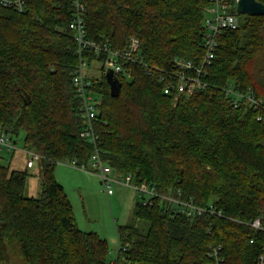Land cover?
<instances>
[{
	"label": "trees",
	"instance_id": "16d2710c",
	"mask_svg": "<svg viewBox=\"0 0 264 264\" xmlns=\"http://www.w3.org/2000/svg\"><path fill=\"white\" fill-rule=\"evenodd\" d=\"M18 13L0 6V128L24 132V147L40 153L38 198L25 197L29 173L0 163V260L3 264H208L220 246L221 264H257L264 248V123L235 107L226 92L252 89L264 100L256 62L264 53V15H238L236 30L218 38L215 58L192 95L178 93L174 60L199 64L208 0H81L88 40L113 50L140 42L143 63L124 64L127 78L110 96L105 56L78 52L69 24L73 0H25ZM264 5V0H256ZM100 64L87 76L101 104L95 132L101 160L113 173L146 180L158 193L183 198L216 214L189 219L158 198L136 201L135 223L117 227L119 245L108 261L106 240L76 224L54 175L61 160L87 164L92 145L72 77L80 61ZM150 73V74H149ZM168 85V94L164 90ZM219 213V215H218ZM261 219V230L249 225ZM146 225V229L137 223Z\"/></svg>",
	"mask_w": 264,
	"mask_h": 264
},
{
	"label": "built area",
	"instance_id": "2783aa9c",
	"mask_svg": "<svg viewBox=\"0 0 264 264\" xmlns=\"http://www.w3.org/2000/svg\"><path fill=\"white\" fill-rule=\"evenodd\" d=\"M208 3V9L202 25L203 56L200 63L196 65L189 61L174 60L175 65L180 69V74L178 75L179 83L177 85L179 94L186 92L188 95H192L195 90L206 87L200 80V76L204 75L205 67L210 65L215 58L219 36L223 32L236 30L239 27V18L237 14L232 12V6L227 0H208ZM235 4L237 5V1ZM0 6L13 9L18 13H24L27 9L25 0H0ZM83 12L84 6L81 0H73V15L69 28L74 33L79 53L85 49H91L96 56L103 54L105 56L103 62L104 71L111 69L116 76L130 77V73L124 69V64H140L147 67L138 55L140 42L135 37L130 38L128 45L122 50H113L107 45L96 44L88 40L85 32ZM86 64L85 61H80L78 69L73 73L72 84L75 94L81 103L79 113L80 118L84 122L80 137L92 145V154L87 164H78L74 160H61L58 163L95 175L106 197L113 195V184L120 183L133 189L136 198L141 199L138 201L143 206L152 205V200L158 198L167 208H171L173 212L182 214L189 219L198 218L204 214H216L211 206L208 208L201 207L192 200L184 199L180 191L158 193L146 180L136 178L131 174L123 175L117 179L113 178V170L101 160V153L98 148L99 136L95 132L94 122L99 113L101 100L96 96L92 89L91 81L85 75L84 66ZM171 88V85H168L164 93L168 94ZM226 92L233 97V105L235 107L245 105L249 109L257 111V120L264 123V100L257 96L252 89L249 88L241 92L234 91L229 87ZM0 151H5L7 154L16 152L25 154L27 157V169L33 168L35 162L43 159V156L38 152L26 148L18 149L14 138L7 135L2 128H0ZM261 222V219H256L247 225L254 230H261L263 229ZM220 249V246L209 247L207 252L208 264L222 263V258L219 255ZM0 264H3L1 260ZM257 264H264V248Z\"/></svg>",
	"mask_w": 264,
	"mask_h": 264
},
{
	"label": "rangeland",
	"instance_id": "374dc122",
	"mask_svg": "<svg viewBox=\"0 0 264 264\" xmlns=\"http://www.w3.org/2000/svg\"><path fill=\"white\" fill-rule=\"evenodd\" d=\"M236 6L235 4V8ZM99 68L100 64L93 62L84 66V72L89 77L91 75L99 77L101 75ZM255 72L264 82V53L257 59ZM23 139V131L14 138L17 148L20 150L25 148ZM26 159V155L20 152L7 154L5 151H0L2 165L8 166L10 171H27L29 173L24 190L25 197L38 198L42 183L39 174L40 166L38 162H35L33 168L27 169ZM54 175L71 202L78 228L84 232H95L106 240L109 247L108 261H114L118 253L117 227L135 223L133 200L136 196L133 189L120 183H114L113 195L106 197L95 175L60 163L55 165ZM119 177L122 175L113 173L114 179ZM137 200L141 199L136 198ZM137 225L146 229V225H142V223L138 222Z\"/></svg>",
	"mask_w": 264,
	"mask_h": 264
},
{
	"label": "water",
	"instance_id": "95a60500",
	"mask_svg": "<svg viewBox=\"0 0 264 264\" xmlns=\"http://www.w3.org/2000/svg\"><path fill=\"white\" fill-rule=\"evenodd\" d=\"M236 13L238 15H264V5L256 0H237ZM104 75L109 85L110 96L112 98L118 97L121 82L111 69H108Z\"/></svg>",
	"mask_w": 264,
	"mask_h": 264
},
{
	"label": "crops",
	"instance_id": "0c3cea01",
	"mask_svg": "<svg viewBox=\"0 0 264 264\" xmlns=\"http://www.w3.org/2000/svg\"><path fill=\"white\" fill-rule=\"evenodd\" d=\"M134 207H135V204H136V197L134 198ZM73 213H74V211H73ZM74 217H75V214H74ZM75 221H76V224L78 223L77 222V219H76V217H75ZM117 237V236H116ZM117 242H118V240H117ZM117 252H118V250H117ZM117 256V255H116ZM111 262H113V261H111Z\"/></svg>",
	"mask_w": 264,
	"mask_h": 264
}]
</instances>
